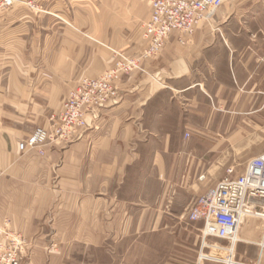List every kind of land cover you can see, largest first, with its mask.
Returning a JSON list of instances; mask_svg holds the SVG:
<instances>
[{"label":"crops","instance_id":"0c3cea01","mask_svg":"<svg viewBox=\"0 0 264 264\" xmlns=\"http://www.w3.org/2000/svg\"><path fill=\"white\" fill-rule=\"evenodd\" d=\"M26 1L0 9V225L28 239L25 264H88L120 245H130L136 264L135 250L147 255L155 238L137 228L183 222L181 192L170 198L174 175L194 178L199 148L216 143L207 133L228 127L234 109L264 115V90L254 83L244 91L233 30L220 36L203 24L185 44L173 35L142 71L122 78L115 105L100 121L89 117L81 139L43 156L20 153V141L62 113L80 78L111 67L110 49L138 57L148 48L142 27L151 14L145 0H37L43 12ZM256 3L264 21V0ZM163 236L176 245L173 264H196L199 237Z\"/></svg>","mask_w":264,"mask_h":264},{"label":"built area","instance_id":"2783aa9c","mask_svg":"<svg viewBox=\"0 0 264 264\" xmlns=\"http://www.w3.org/2000/svg\"><path fill=\"white\" fill-rule=\"evenodd\" d=\"M16 1L0 0V9H9ZM147 1L151 14L144 23L142 37L148 42V48L138 57L110 49L111 67L100 77L80 78L65 99L62 113L52 117L48 127H38L20 141V153L38 151L43 156L51 145H68L81 139L91 129L88 118L100 121V111L115 105L121 94L119 83L122 78L142 71V61L157 57L173 35H178L182 44L189 42L196 29L209 23L226 2ZM35 2L26 1L32 9ZM248 218L264 221V154L251 159L240 175H236L234 168H229L222 181L195 200L188 214L190 222L202 224V250L216 248L208 244L209 239L224 240L232 245ZM0 237V264H23L30 248L26 237L10 228L7 222L0 225Z\"/></svg>","mask_w":264,"mask_h":264},{"label":"rangeland","instance_id":"374dc122","mask_svg":"<svg viewBox=\"0 0 264 264\" xmlns=\"http://www.w3.org/2000/svg\"><path fill=\"white\" fill-rule=\"evenodd\" d=\"M145 1L148 3L147 0ZM34 5L33 9L43 12L37 3ZM257 18L256 0H226L215 17L204 26L215 29L220 36L221 33L218 29L231 28L234 34L239 37L238 45L242 50L240 61H242L243 67L241 77L248 81L249 86L244 91L249 92L254 90L252 86L254 83L264 90V21H259ZM249 102L253 103L254 101L250 100ZM233 111L228 127H221L222 129L218 127L215 134L207 133L210 137L214 138L215 136L213 140L216 143L214 147H209L213 152H209L207 147L199 148L201 157L192 164L194 178L189 179L188 183H182L183 180L177 179L175 174V181L172 183L170 181V198L176 195V191L181 192L178 202L182 205L180 207L182 211L178 215L183 221L182 224L174 228L136 229L134 234L138 236L155 237L152 244H149L150 250L147 255H140V251L135 250L136 253L139 252L137 255L140 257L137 258L136 264H173L172 262L177 256L176 245H168V242L161 243L163 235L200 238L202 224L192 223L188 220L189 210L195 200L222 181L229 168H234L236 175H240L245 171L251 159L264 154V115L255 113L251 108L241 113H238L239 110L234 109ZM188 172L186 169L185 173L188 174ZM153 214L155 217L157 216L156 213ZM159 214L166 218L173 216L172 212L167 211ZM263 240L264 221L248 218L240 227L239 235L232 245L224 240L209 239L208 244L216 248L206 247L202 250L200 244L198 246L199 255L195 256V262L201 264L199 256H202L201 260L208 259L202 261V264H223L224 262L226 264H264V252H262L263 247L261 246L264 243ZM180 241L183 242L181 239ZM116 250L114 254L109 251H105L103 254L95 253L92 261L88 264H131L133 262L135 254L129 253L130 245H120ZM131 252L134 253V250ZM201 253L203 254L201 255ZM187 254L190 255L188 250ZM29 262L28 252L23 264Z\"/></svg>","mask_w":264,"mask_h":264},{"label":"bare ground","instance_id":"6f19581e","mask_svg":"<svg viewBox=\"0 0 264 264\" xmlns=\"http://www.w3.org/2000/svg\"><path fill=\"white\" fill-rule=\"evenodd\" d=\"M239 235V234H238ZM237 238V237H236ZM236 238L234 239V240H236ZM264 241V240H263ZM234 242V241H233ZM233 242H232V244H233ZM261 246L263 247L262 249L264 250V243H262L261 244ZM262 252H264V251H262ZM203 253H201V255H202ZM263 254V253H262ZM262 256V255H261ZM202 257V256H201ZM201 257H200V261H205V260H208L207 258H205V260H201Z\"/></svg>","mask_w":264,"mask_h":264}]
</instances>
